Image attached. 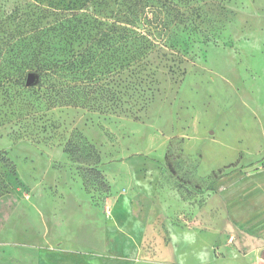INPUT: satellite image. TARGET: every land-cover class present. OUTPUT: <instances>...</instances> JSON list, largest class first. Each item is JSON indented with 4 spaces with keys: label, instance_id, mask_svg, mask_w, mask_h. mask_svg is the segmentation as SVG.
Wrapping results in <instances>:
<instances>
[{
    "label": "rangeland",
    "instance_id": "374dc122",
    "mask_svg": "<svg viewBox=\"0 0 264 264\" xmlns=\"http://www.w3.org/2000/svg\"><path fill=\"white\" fill-rule=\"evenodd\" d=\"M163 1L160 14L146 8L161 48L146 57L150 89L130 113L50 106L36 86L8 80L1 61L12 50L0 55V264H34L26 253L43 232L40 210L71 219L74 197L110 221L113 202L129 197L166 232V217L189 225L211 195L264 185V0ZM16 5L24 14L33 2L0 0V13ZM18 17L1 24L23 31ZM109 227L110 252L131 254V240Z\"/></svg>",
    "mask_w": 264,
    "mask_h": 264
},
{
    "label": "trees",
    "instance_id": "16d2710c",
    "mask_svg": "<svg viewBox=\"0 0 264 264\" xmlns=\"http://www.w3.org/2000/svg\"><path fill=\"white\" fill-rule=\"evenodd\" d=\"M26 1L33 2L27 13H18V5L15 13H0V55L8 48L12 50L1 61L11 70L8 80L25 86L27 75L33 74L34 82L28 88L36 86L41 90L50 106L130 113V101L150 89L151 63L146 57L161 48L152 36L155 21L146 17V8L156 15L170 6L163 0L160 4V0ZM16 14L28 22L23 31L13 32L1 24L4 18L15 19ZM160 20L166 28L168 22ZM165 45L166 41L162 43ZM83 146L88 149L87 154L95 153L92 144L85 142ZM66 150L73 157L74 149ZM85 168L102 178L94 166Z\"/></svg>",
    "mask_w": 264,
    "mask_h": 264
},
{
    "label": "crops",
    "instance_id": "0c3cea01",
    "mask_svg": "<svg viewBox=\"0 0 264 264\" xmlns=\"http://www.w3.org/2000/svg\"><path fill=\"white\" fill-rule=\"evenodd\" d=\"M74 198L71 219L40 210L37 230L43 232L36 245L28 243L35 253H26L34 264H264V185L251 184L225 200L211 195L189 225L166 217V232L146 211L135 214L129 197L113 202L111 221L94 217L100 208ZM109 221L131 240V254L110 252Z\"/></svg>",
    "mask_w": 264,
    "mask_h": 264
},
{
    "label": "water",
    "instance_id": "95a60500",
    "mask_svg": "<svg viewBox=\"0 0 264 264\" xmlns=\"http://www.w3.org/2000/svg\"><path fill=\"white\" fill-rule=\"evenodd\" d=\"M34 79H35V77L33 74H31V73L28 74L27 78H26V85L27 86L31 85L34 82Z\"/></svg>",
    "mask_w": 264,
    "mask_h": 264
},
{
    "label": "built area",
    "instance_id": "2783aa9c",
    "mask_svg": "<svg viewBox=\"0 0 264 264\" xmlns=\"http://www.w3.org/2000/svg\"><path fill=\"white\" fill-rule=\"evenodd\" d=\"M262 261L264 262V257L262 258Z\"/></svg>",
    "mask_w": 264,
    "mask_h": 264
}]
</instances>
